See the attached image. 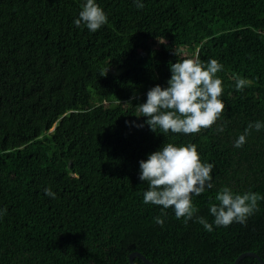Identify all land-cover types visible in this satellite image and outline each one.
<instances>
[{
	"label": "trees",
	"instance_id": "obj_1",
	"mask_svg": "<svg viewBox=\"0 0 264 264\" xmlns=\"http://www.w3.org/2000/svg\"><path fill=\"white\" fill-rule=\"evenodd\" d=\"M82 2L0 0V264H129L133 251L158 264L264 261V200L244 225L208 232L169 208L161 227L139 180L146 154L193 144L215 166L198 215L212 221L223 186L264 195V129L233 147L264 121V0H97L108 22L95 33L73 24ZM197 54L223 65L224 112L199 133L153 132L139 104Z\"/></svg>",
	"mask_w": 264,
	"mask_h": 264
},
{
	"label": "clouds",
	"instance_id": "obj_2",
	"mask_svg": "<svg viewBox=\"0 0 264 264\" xmlns=\"http://www.w3.org/2000/svg\"><path fill=\"white\" fill-rule=\"evenodd\" d=\"M137 9L144 8V0H133ZM108 22V16L97 0H83L77 16L73 20L76 28L84 27L95 33ZM223 65L216 59L202 60L199 54L170 64V77L166 86L156 84L146 93V100L139 104L140 116H145L146 123L153 132L161 134H193L202 129H210L225 110L221 99L222 80L216 75ZM247 84L244 78H238L236 90L242 91ZM139 117V116H137ZM142 127L143 124L135 125ZM257 132L264 129V121L250 122L245 131L235 139L233 147L241 148L247 142L250 130ZM216 131L223 132L220 124ZM214 164L201 160L193 144L177 145L174 143L161 146L146 154V159L139 161V180L147 182L148 188L143 193L144 204L161 206V215L153 219L163 227L167 216L166 210L173 209L177 219L201 224L208 232L215 228L228 227L233 223L246 224L249 217L259 210V201L264 195L246 191L234 192L229 186L217 190L214 201H209V222L198 215L199 209L193 203V197H199L207 189H212ZM44 194L52 199L55 192L44 189ZM7 212L0 208V218Z\"/></svg>",
	"mask_w": 264,
	"mask_h": 264
},
{
	"label": "water",
	"instance_id": "obj_3",
	"mask_svg": "<svg viewBox=\"0 0 264 264\" xmlns=\"http://www.w3.org/2000/svg\"><path fill=\"white\" fill-rule=\"evenodd\" d=\"M244 256H252V257H255L260 264H264V261L258 256V254H256L255 252H252V251H245L243 253H240L234 260L233 264H238L239 260L241 258H243ZM134 257H139L144 263L146 264H158V263H155L149 259H147L143 254H141L140 252L138 251H133L131 252L129 255H128V263L129 264H134L133 263V260H134Z\"/></svg>",
	"mask_w": 264,
	"mask_h": 264
}]
</instances>
